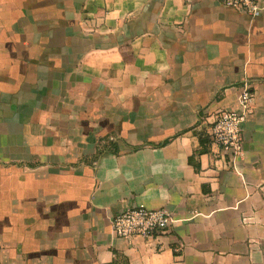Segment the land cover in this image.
<instances>
[{
	"label": "crops",
	"instance_id": "crops-1",
	"mask_svg": "<svg viewBox=\"0 0 264 264\" xmlns=\"http://www.w3.org/2000/svg\"><path fill=\"white\" fill-rule=\"evenodd\" d=\"M260 2L0 0V264H264ZM244 82L241 154L201 152ZM133 205L173 221L116 236Z\"/></svg>",
	"mask_w": 264,
	"mask_h": 264
},
{
	"label": "built area",
	"instance_id": "built-area-1",
	"mask_svg": "<svg viewBox=\"0 0 264 264\" xmlns=\"http://www.w3.org/2000/svg\"><path fill=\"white\" fill-rule=\"evenodd\" d=\"M227 7L246 14L250 18L260 15L263 5L260 0H219ZM254 91L244 82L237 96V110H218L212 114L206 130L207 146L215 147L229 162L241 154V124L253 112ZM172 216L165 208L150 209L139 205L128 206L111 218L114 234L123 239L136 237L152 238L165 231L172 223Z\"/></svg>",
	"mask_w": 264,
	"mask_h": 264
},
{
	"label": "trees",
	"instance_id": "trees-1",
	"mask_svg": "<svg viewBox=\"0 0 264 264\" xmlns=\"http://www.w3.org/2000/svg\"><path fill=\"white\" fill-rule=\"evenodd\" d=\"M199 138H200V142L202 144V147H201L200 151L202 152V151H205V149H206L204 145L207 142V137L204 136L203 133L200 132L199 133ZM189 160H191V158Z\"/></svg>",
	"mask_w": 264,
	"mask_h": 264
}]
</instances>
